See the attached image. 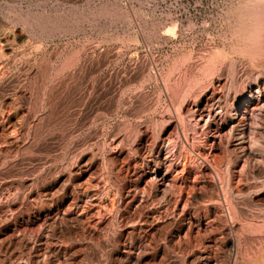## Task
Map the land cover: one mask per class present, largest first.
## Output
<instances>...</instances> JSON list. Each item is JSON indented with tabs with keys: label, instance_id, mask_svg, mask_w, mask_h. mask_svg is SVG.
<instances>
[{
	"label": "rangeland",
	"instance_id": "374dc122",
	"mask_svg": "<svg viewBox=\"0 0 264 264\" xmlns=\"http://www.w3.org/2000/svg\"><path fill=\"white\" fill-rule=\"evenodd\" d=\"M250 11L246 0H0L11 38L0 52V264H264L257 162L246 182L234 171V218L211 166L197 207L170 195L167 223L151 179L163 137L183 154L203 144L197 97L203 107L219 82L231 101L256 86ZM195 169L178 163L171 176L192 187ZM197 209L215 232L196 226Z\"/></svg>",
	"mask_w": 264,
	"mask_h": 264
},
{
	"label": "bare ground",
	"instance_id": "6f19581e",
	"mask_svg": "<svg viewBox=\"0 0 264 264\" xmlns=\"http://www.w3.org/2000/svg\"><path fill=\"white\" fill-rule=\"evenodd\" d=\"M248 2L250 12H247V18L252 22L253 26L250 33L246 34L248 45L251 47L256 57V67L259 75L254 79L253 84L256 86L251 90H245L241 93V98L231 101L225 94V84L219 82L213 85V92L208 95L205 106H201L202 98L197 97L190 109L192 119L195 115L201 114L200 120H205L202 125L201 134L204 137L203 144L197 145L195 140L191 149H187L186 153H179L176 145L172 142L171 137L166 136L162 147L157 150L150 158L152 163L151 179L155 182V188L162 194L163 199L156 202L158 222H169L171 214L170 201L171 194H175L177 201L184 198L187 193L184 205L187 208L194 207L201 202V194L207 187V175L204 168L211 166L217 174L219 182L224 190L225 200L227 202L228 211L234 218V202L233 194L240 192L241 189L234 184V171L240 172L238 182H246L250 178L248 167L251 162H257L260 171L264 170V0H246ZM6 30L0 28V52L11 41ZM251 85V87H252ZM209 88L208 90H210ZM198 96V95H197ZM180 110V109H179ZM176 132L180 133V129L185 133L187 140L190 139V128L188 117L183 115L182 111L177 113V119L173 120ZM200 126V121H195ZM208 146L209 152L204 150ZM254 155V156H253ZM202 158L204 160H202ZM183 163L184 169L189 166L196 171V184L192 187L179 183L178 174L171 176L172 171L176 169V164ZM150 164V163H149ZM239 168H236L239 166ZM196 165V166H195ZM214 176V175H213ZM134 197L136 200L140 196L137 204L140 207L149 203L147 190L135 184ZM91 198H101V192H87ZM145 211L141 210L140 217ZM196 226H207L208 232H215L213 227L214 218L210 215L203 216L200 209L195 211ZM161 224H157L159 228ZM226 235L229 237L228 244H233L231 237V228L228 227ZM219 238L210 239L205 246V251L200 254L201 258L211 260L215 254L212 246L216 244ZM143 242H140V246Z\"/></svg>",
	"mask_w": 264,
	"mask_h": 264
}]
</instances>
